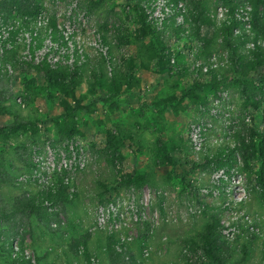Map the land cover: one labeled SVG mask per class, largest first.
<instances>
[{"label": "rangeland", "instance_id": "374dc122", "mask_svg": "<svg viewBox=\"0 0 264 264\" xmlns=\"http://www.w3.org/2000/svg\"><path fill=\"white\" fill-rule=\"evenodd\" d=\"M27 1L32 10L29 15L18 13L10 5L1 8L0 15L11 19L40 12L50 21L73 26L85 50L75 90L89 108L76 112L74 132L68 137V122L59 114L65 94L59 87L48 86L33 65L23 62L19 49L2 57L0 88L7 98L0 101L4 107L0 121L6 124L0 134V202L11 205L17 197L37 198L45 192L33 176L34 147L43 157L49 152L55 161L72 140L82 149L85 164L68 175L66 171L50 172L55 183L68 179L64 184L67 200H63L62 208L56 206V215L43 211L20 226L14 218L0 220V264H10L4 242L18 245L20 241L31 264H109L106 252L110 234L116 239L123 237V249L139 264H264V184L257 180L261 162L258 154L247 160L242 154V138L246 142L260 140L264 131L262 111L245 105L239 76L218 30L223 24L219 7H242L251 19L254 1L185 0L190 13L194 7L202 10L200 19L207 20L210 27L201 23V35H196L197 25L190 15L189 36L174 32L167 40L161 38L164 50L166 43L177 49L179 68L175 71L167 65V57L160 63L149 41L140 36L131 8L136 0ZM258 9L264 19V7ZM209 32L212 35L206 43ZM249 32L238 44L241 62L252 57L254 49L247 48L248 41L264 40V32L254 29L252 22ZM97 34L106 39L107 57L90 43ZM193 48L196 57L205 59L214 53L227 61L217 72L226 80L212 85L204 75L190 71L185 52L191 54ZM8 63L11 73L5 69ZM256 71L248 80L259 84L262 70ZM193 80L205 83L202 100L187 98L174 110L163 104L189 88ZM220 88L227 92L228 100L220 107V116H209L213 127L206 135L203 151L196 156L189 146V124L207 116L200 113L201 107L209 105ZM228 148L233 150L232 161L220 168H236L244 188L243 198L232 211L222 207L223 196L212 198L199 191L212 185L210 176L216 170L213 161L204 164L205 157L227 153ZM166 152L171 159L166 158ZM226 173L230 178V172ZM130 174L145 175L147 182L142 187L131 184L127 179ZM132 194L147 201L146 219H128L111 233L99 228V205L113 198L125 206ZM212 218L219 220L222 261L213 260L199 247ZM226 222L236 230L230 239L221 233Z\"/></svg>", "mask_w": 264, "mask_h": 264}, {"label": "built area", "instance_id": "2783aa9c", "mask_svg": "<svg viewBox=\"0 0 264 264\" xmlns=\"http://www.w3.org/2000/svg\"><path fill=\"white\" fill-rule=\"evenodd\" d=\"M139 1L147 22L154 30L162 34L164 40H167L166 37L174 32L180 33L182 36L190 35V12L185 0ZM218 12L224 23H229L231 20L239 23L233 28L234 35L244 38L250 34L251 19L244 8L235 7L230 10L219 7ZM55 24L57 29H54L50 24L48 16L40 12L33 17L22 15L11 19H5L0 15V67L2 57L16 49H19L21 60L30 65H39L46 62L51 68L58 66L73 68L74 63L82 64L85 61V50L78 43L79 35L74 33L73 26L68 22L63 24L55 22ZM190 38L193 41V36H190ZM90 43L100 54L105 57L108 56V46L103 43L100 34H97ZM246 46L253 50L256 47L264 46V40L248 41ZM185 53L189 70L200 77L209 71H220L227 63V61L219 60L214 53L205 59L196 57L194 48L191 50V54L188 50ZM164 54L167 57V65L171 71L178 70L179 56L177 49L166 43ZM5 69L8 73H11V63L6 64ZM226 100H228L227 92L220 88L210 98L209 105L201 107L200 113H205L207 116L198 117L190 122L187 136L189 146L196 156L203 151L206 135L213 127L210 117L220 116V107L224 105ZM72 142L71 140L65 151H59L55 161L49 152L43 157L44 154L40 153L37 147L33 148L32 159L36 164L33 176L42 188L55 190L57 183L51 179V171L58 173L66 171L68 175L84 166L85 157L82 149L79 150ZM228 171L230 172V178L226 173ZM210 181L212 185L210 187L202 186L199 189L200 193L212 198L223 196L222 207L232 211V208L241 201L244 195L242 177L237 174V169L234 167L226 170L224 168L216 169L210 176ZM222 181H226L227 184L222 185ZM61 182L68 184L67 177L63 178ZM234 197H238L240 200L234 202ZM146 213L147 201L137 200L132 194L125 206H122L118 200L113 198L99 205L96 222L99 228L107 229L111 233L126 224L128 219L134 221L146 219ZM235 231V226L229 222L224 223L221 229L222 235L228 239L234 236ZM119 241L120 243L116 245V249L121 251L124 246L123 237H120Z\"/></svg>", "mask_w": 264, "mask_h": 264}, {"label": "trees", "instance_id": "16d2710c", "mask_svg": "<svg viewBox=\"0 0 264 264\" xmlns=\"http://www.w3.org/2000/svg\"><path fill=\"white\" fill-rule=\"evenodd\" d=\"M254 7L251 14L252 27L258 31L264 32V19L263 14L258 9L259 6L264 7V0H253ZM10 5L15 8L18 13L28 15L32 12L31 5L27 0H0V9L5 6ZM131 8L136 13V21L138 25V31L141 37L149 41V45L152 49L153 56L158 59L161 63L165 59L164 54V43L162 41V34L154 30V28L147 22L144 10L140 5V1L136 0V3L131 5ZM202 10L194 7L190 15L195 20L197 25L196 35L200 36L199 31L201 23L206 24L210 27V23L205 19H200ZM50 24L57 29L54 21H50ZM239 23L235 20H231L229 23H224L219 27V34L222 36V42L227 47L230 60L232 61V67L234 72L239 76V81L241 83V94L244 98L245 105L252 109L261 108L262 120L264 122V47H256L252 51V57L245 61H240V55L237 53L238 44L242 43L241 37L234 35L233 28ZM211 32L205 38L206 43H209L211 38ZM103 43L107 45L106 39L101 35ZM6 56V55H5ZM81 64L74 63L73 68H66L58 66L56 68H51L46 62H42L39 65H33L42 76L43 81L47 82L50 87H59L60 90L65 94L66 99L63 101V108L61 113L68 122V137L74 132L73 120L76 112L80 109H88L87 105H83L78 99L76 94V79L79 75ZM247 68V69H246ZM258 68L262 71L259 73V84L253 82V80H248L249 76L256 74ZM218 71H209L204 75L206 77L207 83H213L216 85L221 82V80H226L223 75L217 73ZM205 85L202 81L193 80L191 86L179 93L178 96H172L163 101V104L171 109H175V105L184 101L187 98H193L195 101L202 100L201 88ZM9 93V92H8ZM10 94V93H9ZM3 90L0 88V101L5 100ZM96 100V99H95ZM96 102V101H94ZM3 105L0 104V113L3 110ZM6 124L0 121V134L4 132ZM251 134H256L255 131L251 130ZM160 150L164 151L162 144L159 145ZM233 150L228 148V152L225 153L221 151L213 156L205 157L204 164L208 165L209 162L213 161V168L218 169L222 165L228 164L232 161ZM242 154L247 160L256 158L257 154L260 159V166L257 170V180L259 183L264 184V131L260 137L259 142L249 140L244 141L242 138ZM166 158L170 156L165 153ZM171 159V158H170ZM223 159V160H222ZM128 182L131 184H137L142 187L146 182V176L142 174L128 175ZM57 186L55 190L45 189V192L41 193L39 197H31L23 195L14 199L11 205L7 203L0 202V220L5 219L6 222L9 219L16 221L18 226L23 224L25 219H29L32 215H38L41 212L57 214V205L59 208L63 207V200H67V186L64 185L60 180L57 181ZM1 201V200H0ZM211 223H209L203 233V243L199 246L202 253L208 255L213 260H221L222 255L219 250V220L217 218H212ZM10 221V220H9ZM3 231H0V238ZM8 236V235H7ZM12 237L13 235H9ZM110 234L107 242V259L109 264H139L125 249L118 251L116 245L120 243L119 239L113 238ZM4 246L8 249V257L10 264H31L30 259L26 256L23 249L22 241L18 245L13 243L4 242ZM76 250V249H75Z\"/></svg>", "mask_w": 264, "mask_h": 264}, {"label": "water", "instance_id": "95a60500", "mask_svg": "<svg viewBox=\"0 0 264 264\" xmlns=\"http://www.w3.org/2000/svg\"><path fill=\"white\" fill-rule=\"evenodd\" d=\"M240 199L238 197H234V202H238Z\"/></svg>", "mask_w": 264, "mask_h": 264}]
</instances>
